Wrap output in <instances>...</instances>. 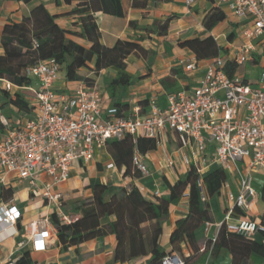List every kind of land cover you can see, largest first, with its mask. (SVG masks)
<instances>
[{"label":"built area","instance_id":"obj_1","mask_svg":"<svg viewBox=\"0 0 264 264\" xmlns=\"http://www.w3.org/2000/svg\"><path fill=\"white\" fill-rule=\"evenodd\" d=\"M184 1L191 7L197 0ZM217 2L238 21L236 39L211 59L197 86L169 94L165 107L152 99L148 112L141 113L135 106L129 114H124L119 108L105 104L96 83L89 85L83 81L69 92H60L55 84L66 79L53 59L27 69L32 81L28 87H16L0 80L2 90L31 94L30 110L26 114L13 117L0 114V193L15 183L26 184L29 194L52 206L62 223H72L78 217L60 211L62 195L54 189L68 181L75 165L89 163L95 151L104 150L107 143L127 135L134 144L138 138L158 142L170 130L183 143L193 145L196 155L212 146L213 163L236 176L237 195L226 194L231 207L216 224L212 242L222 225L227 232L247 240H254L257 234L264 236V220L233 216L234 209L243 211L255 199L252 173L264 167V67L254 84L256 87L239 72L246 64L259 65V56L264 59V0ZM227 64L236 66L231 75ZM196 66L197 61L192 59L184 69L189 72ZM131 163L133 171L148 173L137 151L133 152ZM193 167L199 174L198 164ZM129 188L127 185L126 190ZM198 188L199 199L205 203L201 180ZM153 194L157 196L158 192ZM20 216L13 197L4 200L0 195V224L14 227ZM210 227V223H204L206 233ZM56 232L49 215L38 217L17 232V244L29 245L32 253L45 252L54 244ZM14 262L8 259L1 264ZM161 264H184V260L176 253H168Z\"/></svg>","mask_w":264,"mask_h":264},{"label":"crops","instance_id":"obj_2","mask_svg":"<svg viewBox=\"0 0 264 264\" xmlns=\"http://www.w3.org/2000/svg\"><path fill=\"white\" fill-rule=\"evenodd\" d=\"M39 3L44 4L47 11L57 17L55 22L61 28L77 32L80 30V16L69 15L76 3L67 5L63 0H29V2L0 0V55L3 54L1 47L3 27L8 23H19ZM122 6L124 16L121 18L101 12L94 14L100 33V43L112 47L118 39L135 41L144 49L155 53L150 67L147 58L137 55L128 56L125 61V72L131 77V82L118 91L114 100L109 95L106 83L117 77V69H104L95 75L92 71L93 63H90L87 67L80 68L78 75L90 80V84L96 83L101 88L106 105L113 106V102L121 104L123 107L119 109L124 114H129L135 106L140 108L141 113L148 112V103L152 99H156L160 107H165L169 94L191 90L199 84L207 64L212 58L199 60L189 49L180 48L179 43L196 38L203 40L212 37L216 45L222 49L221 51H224L236 39L237 24H234V21L237 20L229 14L225 7L218 6L217 0H197L191 7H187L184 0H122ZM215 7L223 11L225 19L207 30L203 25V20L207 13ZM155 20L161 22L169 20L165 35L159 36L157 33H147L129 26V22H133L138 27H146ZM230 36L231 39H229ZM70 39L85 48L90 46V42L85 39L76 37H70ZM192 59L197 61V66L196 69L188 72L184 69V65ZM246 66L247 64L241 67L239 72L244 73L247 80L255 84L256 82L249 80L252 68L248 69ZM262 67H264V59H260L259 56V73ZM164 78H167L164 84L168 88L161 83ZM80 82L60 81L55 84V88L60 92H69ZM28 100L30 97L25 99L27 103ZM9 107L11 111L8 117L17 115L14 113V109L16 111L17 109ZM2 110L7 109H0V114ZM141 144L143 147L152 145L151 149L144 152L137 148L133 151H137L143 157L148 169L146 175L138 173L137 176L124 177V168L118 169L114 165L106 148L95 151L92 161L75 165L68 181L54 189L55 192L62 195L60 211L79 218L81 210L76 209V204L90 199L93 194V186L96 184H108L122 187L125 190L129 185L140 189V193L146 201L156 202L157 199L167 201L169 200L168 185H174L178 180H183L190 166L198 164L201 177L215 169H220L212 161V146H207L204 153L196 155L193 145L183 143L180 137L170 130H166L158 142L142 138ZM186 160L189 161L188 164ZM168 162L172 164L169 165ZM109 165L112 167H108ZM225 175L226 182L218 194L209 196L207 189L205 186L203 187L205 203L208 204L213 219L212 222H207L211 224L208 233L204 230V224L201 227V236L205 239L213 237L216 224L224 219L226 210L231 207L226 199V194L230 192L234 196L237 195L236 176L228 172H225ZM252 186L256 192L255 199L250 202L247 209L239 210L242 214L234 213V218L264 220V167L252 173ZM10 189L21 216L14 227L0 224V264L8 259L16 261L25 251L29 252L31 264H148L149 257L135 258L123 263L116 261L114 255L116 239L113 235L93 238L62 250L57 243L56 232L54 244L50 245L45 252L32 253L29 251V245L19 247L17 232L21 231L24 225L38 217L56 215V212L42 198L31 196L26 184L15 183ZM154 191L158 192L157 196H154ZM188 194V189H186L180 197L169 204V215L162 224L163 230L158 240L160 249L165 253L172 250L169 238L177 227V223L188 215ZM108 220L114 221L115 218L110 216ZM254 240L264 243V236L257 234ZM180 246L181 252L172 253H176L182 258L193 255L191 247L186 242L181 243ZM199 247L201 253L204 243L199 244ZM206 255V253L199 254L192 264H208L209 262L231 264V257L225 250H221L212 260ZM248 264H264V259L253 254Z\"/></svg>","mask_w":264,"mask_h":264},{"label":"trees","instance_id":"obj_3","mask_svg":"<svg viewBox=\"0 0 264 264\" xmlns=\"http://www.w3.org/2000/svg\"><path fill=\"white\" fill-rule=\"evenodd\" d=\"M29 2V0H24ZM67 5L76 3L69 15H79V31L66 30L56 22V16L51 15L44 4L35 5L28 16L19 23H8L2 29L0 55V80L7 81L16 87H28L32 81L27 76V69L40 61L53 59L60 65V70L67 81H83L91 85L87 78H81L78 70L93 63L92 71L96 75L108 68L117 69V77L107 81L106 86L111 99L123 87L128 86L131 77L126 74V59L130 55L147 58L148 66L155 53L144 49L139 43L130 40L118 39L112 47L100 43V33L94 14L101 12L115 17H123L122 0H63ZM225 19L220 8L211 9L203 20L207 30ZM169 20L163 22L155 20L150 26L138 27L129 22V26L147 33H157L163 36L167 32ZM232 36V35H231ZM231 36L229 39H231ZM76 37L90 42L88 48L83 47L70 39ZM35 43V44H34ZM180 48H187L199 60L215 58L222 50L212 37L203 40L198 38L179 43ZM227 72L231 75L236 66L227 64ZM167 78L161 80L164 83ZM1 106H12L17 111L28 112L30 107L19 93L11 94L0 89ZM113 106L122 108L117 102ZM2 109V108H1ZM142 138L133 143L131 136L122 140L107 143L106 150L111 156L114 165L124 168L123 176H137L133 171L131 158L137 148L144 152L152 145L143 147ZM201 180L209 196L218 194L226 182L225 172L215 169L201 177L193 166L183 180L174 185H168L169 200L157 199L156 202L146 201L136 187L125 190L122 187L96 184L90 199L76 204L81 210V216L69 224L62 223L55 214L50 216L51 223L57 229V243L62 250L77 246L87 240L97 237L113 235L116 239L114 249L115 260L127 262L135 258L149 257L148 264H161L163 257L168 254L159 247V237L162 234V224L168 218L169 204L180 197L188 189L189 212L185 219L177 223L171 233L169 244L171 252H181V243L186 242L192 249L193 255L183 258L184 264H192L194 260L206 251L210 252V259L215 258L221 250H225L231 257V264H248L250 257L255 254L264 259V243L247 240L226 231L222 225L214 242L201 236V227L206 222H212L208 204L199 199L198 183ZM4 200L12 198L11 189H3L0 193ZM241 213L234 209V213ZM242 214V213H241ZM113 216L114 221L108 218ZM204 243L200 253L199 244ZM14 264H31L28 251H25ZM208 264H213L209 262Z\"/></svg>","mask_w":264,"mask_h":264},{"label":"rangeland","instance_id":"obj_4","mask_svg":"<svg viewBox=\"0 0 264 264\" xmlns=\"http://www.w3.org/2000/svg\"><path fill=\"white\" fill-rule=\"evenodd\" d=\"M237 23H238L237 21H234V24H237ZM246 67H248V69H249V67L252 68V69H250L251 70V74L249 75V80L251 82H256L255 80H256V78L258 76V73H259V65H257V64L256 65L247 64ZM251 86L256 87V85H254V83ZM14 93H19L22 96L23 99H26L28 97H31V94L28 91H17V92H15V90H12V94H14ZM8 107L9 106H1L2 109H7V110H2L1 111V114L3 116H5V117H8L10 115L9 112L11 110H10V107L9 108ZM14 113L15 114H19V115L26 114L25 111H16L15 109H14ZM14 113H12V114H14ZM205 253L207 254L206 255L207 258L210 257V252L209 251H206Z\"/></svg>","mask_w":264,"mask_h":264}]
</instances>
